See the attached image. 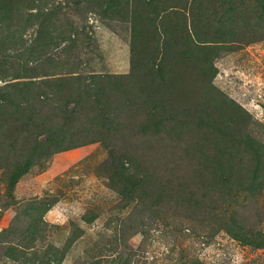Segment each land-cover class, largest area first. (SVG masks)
Here are the masks:
<instances>
[{
    "label": "rangeland",
    "instance_id": "obj_1",
    "mask_svg": "<svg viewBox=\"0 0 264 264\" xmlns=\"http://www.w3.org/2000/svg\"><path fill=\"white\" fill-rule=\"evenodd\" d=\"M33 1L26 12L51 14V37L36 23L11 58L0 49V264H42L49 247L45 264H264V246L227 232L235 220L264 234V182L216 184L225 161L213 128L220 119L264 145V0ZM205 45L216 48L206 78L190 64L205 60ZM25 117L37 131L57 128L62 148L33 153ZM158 117L179 135L157 130ZM237 149L239 177L254 153ZM120 158L153 172L164 200L140 205L113 188ZM19 162L30 166L10 197Z\"/></svg>",
    "mask_w": 264,
    "mask_h": 264
},
{
    "label": "trees",
    "instance_id": "obj_2",
    "mask_svg": "<svg viewBox=\"0 0 264 264\" xmlns=\"http://www.w3.org/2000/svg\"><path fill=\"white\" fill-rule=\"evenodd\" d=\"M30 0H0V49L3 50L2 57L4 58H11V56H6V51L7 50H17L18 46L22 42L23 34L26 30H28L30 27L34 26L36 23L40 24V27L45 30V34L49 38L51 37L50 33L52 32L53 27L55 28V24L53 21V16L51 14L46 15L43 13V10L40 8V17H45L42 21H38V19H34V15H30V13H27L28 9H33L35 7V3L29 2ZM37 9V8H36ZM48 9V8H47ZM26 12V13H25ZM42 22V23H41ZM29 27V28H27ZM27 28V29H26ZM141 34L143 33L144 29H138ZM135 33H137L135 31ZM212 42V41H211ZM189 46L186 47L187 49V54L186 57L189 60V58L194 55L195 53L192 52L194 43L190 42L187 43ZM206 46V45H205ZM202 61H196V62H191L190 64L195 65L198 64L200 67V76L206 78L210 77L209 75L212 74V71H210L209 67H212L210 65V62L206 59V53L209 51H213L216 48L213 47H203L202 48ZM21 52V50H19ZM201 55L200 53H197ZM16 58L19 56L21 59L22 53L20 55H15ZM193 61V60H189ZM155 61L153 65L156 63ZM161 63L159 62V65ZM161 66V65H160ZM159 66V67H160ZM209 66V67H208ZM162 68H159L157 73L158 74V80L159 76L161 80H163L166 76V72ZM198 73V72H197ZM149 77H153V71L150 70L148 73ZM164 76V77H163ZM173 75L171 74L169 78H171ZM156 81V79H153ZM5 102L8 99H4ZM205 115V112L204 114ZM182 116V115H181ZM5 115H3L0 119H3ZM26 121L23 123V130L24 132L27 131L25 130V127L29 128V132L31 129L33 131H37V128L31 127V125L34 122V119L30 117H25ZM201 124L205 123L204 122V117L202 116L201 119H199ZM235 121V119H231L230 123L231 125L237 127V124L239 123L238 121ZM163 121V122H162ZM172 125L175 124V120L171 119ZM171 121H166L164 117H158L156 120H153L155 123L156 129H164L163 132H168L170 134H175L179 135L176 133L175 127H171ZM184 121V119H183ZM182 121V122H183ZM167 123H169V127L167 126ZM235 124V125H234ZM184 125H187L185 122ZM31 128V129H30ZM215 128V133L214 138H216V143L214 144L215 149L214 152H216V156H220L221 160L225 161V164L223 168L221 169L222 175L220 176L219 180H216L217 182L221 181H227L228 183L232 182L233 180L236 179V182L240 183H247L250 184V186H259L263 180L264 174L262 172L264 171V145H262L259 141H256L253 138V135L250 133V130L248 129L247 135L245 137H242L241 135H235L234 133L228 134L226 130L224 129L221 120L218 119L217 121H214V127ZM60 131L63 132L65 135L64 129H60ZM37 138H35V141L37 145L33 148V153L40 155L42 157H46L50 154H52L54 151L59 150L62 148V145L60 142V135L59 131L57 128L50 129V127L43 126L37 131ZM165 134V133H164ZM43 138L42 141L38 140L39 138ZM223 137L230 138L232 141L236 142L235 146H228L226 144L225 146H222V141ZM223 138V139H222ZM225 138V140H226ZM219 140V141H218ZM41 141V142H40ZM238 143V144H237ZM247 144L249 149L254 153V159L252 164H250V170L249 173L244 175L243 172L239 177L235 176V172H239V165H242L245 161L242 158V156H236L238 153V149L240 147H243L244 144ZM15 150L16 147L10 145L8 148L5 147L4 150ZM22 157V156H21ZM239 157V158H237ZM22 162H19V166L15 167L13 171H11L10 179L8 184V193L10 197L12 196L13 190L15 188V185L20 179V176L22 173L26 172L28 167L30 166V163L27 162L29 166L23 165ZM132 161L125 160L124 158H120L117 162L113 164L114 167V173H110V178L113 183V188L119 189L122 188L120 191V194L126 198L130 199L132 202H136L137 204H146L151 198H159L163 199V196L165 194L166 188H163L162 186L160 187L157 184L153 183V181H149V177L154 174L153 172L150 173L147 172L146 175L144 174V171H141V167L139 166H134L131 167ZM26 166V167H25ZM20 170V171H19ZM145 170V169H144ZM156 172V171H154ZM157 180H159L157 178ZM214 181V180H213ZM215 182V181H214ZM125 188V191L123 190ZM123 190V191H122ZM217 190V189H215ZM154 193V196H153ZM153 196V197H152ZM155 197V198H154ZM230 226L227 227V232L237 240H240L252 247H263L264 246V234L256 231L255 229H244L241 228L235 220L229 222ZM10 231V230H8ZM12 249V248H11ZM26 249H22V257H24V254L26 253ZM14 250V249H13ZM15 251V250H14ZM34 251V250H33ZM32 251V252H33ZM50 253H53L52 249L49 247L47 251L44 253L46 256H42L41 263L45 264L48 263V256ZM37 258V256H36ZM192 264H199L197 261H194Z\"/></svg>",
    "mask_w": 264,
    "mask_h": 264
}]
</instances>
